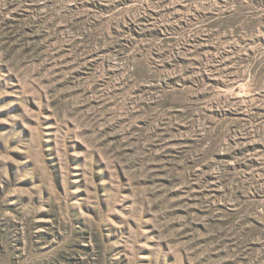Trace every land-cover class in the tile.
<instances>
[{
    "label": "rangeland",
    "instance_id": "1",
    "mask_svg": "<svg viewBox=\"0 0 264 264\" xmlns=\"http://www.w3.org/2000/svg\"><path fill=\"white\" fill-rule=\"evenodd\" d=\"M0 264H264V0H0Z\"/></svg>",
    "mask_w": 264,
    "mask_h": 264
}]
</instances>
